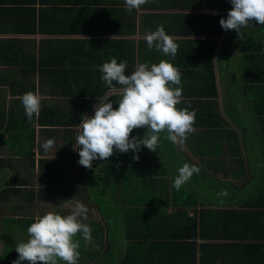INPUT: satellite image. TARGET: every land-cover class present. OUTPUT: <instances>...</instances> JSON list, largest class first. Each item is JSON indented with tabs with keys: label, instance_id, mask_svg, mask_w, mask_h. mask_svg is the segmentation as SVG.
<instances>
[{
	"label": "crops",
	"instance_id": "1",
	"mask_svg": "<svg viewBox=\"0 0 264 264\" xmlns=\"http://www.w3.org/2000/svg\"><path fill=\"white\" fill-rule=\"evenodd\" d=\"M231 8L230 0H149L131 12L126 10L125 0H0V264H12L17 258L15 246L29 238L27 228L37 216L48 212L67 215L76 201L88 208L87 218L82 219L92 236L91 244L86 245L81 234L77 235L78 264H184L181 256L187 248L180 247L183 255L179 256L174 246L164 245L167 240H178L177 236L187 239L182 233L188 229V221L170 219L178 206L194 210V206L173 202V178L184 163L201 169L183 186L190 190L192 186L198 194L196 264H264V143L261 122L250 112V94L264 90V25L253 21L242 29V36L214 27L215 17L224 18ZM95 12L102 17L100 27L93 28L89 15L93 17ZM158 25L179 45L174 59L147 48L144 36ZM177 27L188 29L178 33ZM108 41H113L111 54L125 57L126 74H131L137 63L170 60L182 74L184 102L177 107L196 110V131L183 145L173 144L161 133L155 152L141 146L139 160L133 159L132 150L125 153L126 166L145 178L154 179L152 172L158 168L169 194L168 206L156 205L161 212L149 210L148 201L116 194L114 208L119 219L110 225L107 213L103 216L97 206L98 185L106 176V167L119 166L116 151L107 160H94L86 172L78 163V151L73 150L83 117L77 124H67L83 114L76 103L86 102L81 92L90 90L94 78L101 77L99 67L109 57ZM221 49L229 57H222ZM246 55L256 61L247 84ZM28 91L41 97L39 115L32 120L26 117L20 100ZM112 96L113 105H118V96ZM94 111L93 107L85 114L92 116ZM145 132L144 128L135 129L131 135L142 137ZM47 140L53 144L45 151L42 145ZM73 170L76 175L70 177ZM48 171L61 179L59 185L51 182L50 189L72 191L69 198L38 195ZM87 188L97 190L93 201ZM223 191L228 195H218ZM126 211L135 212V216L129 217ZM154 212L169 214L162 233L153 222ZM201 212L205 213L202 217L210 215L211 226L207 218H200ZM29 219L32 222L26 226ZM238 219L245 221V233L251 229L254 238L217 236L230 235ZM124 224L128 230L147 227L145 240L126 239ZM23 225L25 231L20 230ZM107 225L115 244L108 243ZM203 229L212 236L200 237ZM167 231L171 238L164 236ZM138 239L144 244L132 246L141 253L125 258L126 242ZM205 243L217 244V248Z\"/></svg>",
	"mask_w": 264,
	"mask_h": 264
},
{
	"label": "clouds",
	"instance_id": "2",
	"mask_svg": "<svg viewBox=\"0 0 264 264\" xmlns=\"http://www.w3.org/2000/svg\"><path fill=\"white\" fill-rule=\"evenodd\" d=\"M149 0H125V8L131 12L139 10ZM232 8L227 18L219 23L225 31L234 30L242 36V29L255 21L264 25V0H230ZM216 14V13H214ZM147 48L155 49L164 56L175 58L179 45L168 35L163 25L144 36ZM127 61L118 62L116 57L104 62L100 67L101 81L110 90L109 94L95 102L94 115H84L78 124L73 150L78 151V163L92 168L94 160H107L114 150L127 153L132 150L133 159L139 160L141 146L155 152L160 144L161 133L173 144L183 145L188 136L196 131L194 125L196 110L177 107L184 102L181 86V72L170 60L161 59L158 63H137L131 74H126ZM118 86V87H117ZM118 96V107H113L109 98ZM21 104L28 120L38 116L41 97L25 92ZM146 129L142 137L132 136L135 129ZM53 141L47 140L42 147L48 151ZM200 167L184 163L173 178V187L179 191ZM227 196V191L219 193ZM87 206L76 201L71 212L62 215L48 212L37 216L27 228L28 239L16 244L17 258L12 264H78L80 258L81 234L83 241L91 244V228L83 222L87 218ZM83 218V219H82Z\"/></svg>",
	"mask_w": 264,
	"mask_h": 264
},
{
	"label": "trees",
	"instance_id": "3",
	"mask_svg": "<svg viewBox=\"0 0 264 264\" xmlns=\"http://www.w3.org/2000/svg\"><path fill=\"white\" fill-rule=\"evenodd\" d=\"M97 10H99V9H97ZM94 15H95L96 19L93 18ZM94 15H93V17H92V14L89 15L90 16L89 19L91 21V27H93V28L100 27V24H101L100 18L102 17V14L99 15L97 12H95ZM223 16H224V18H227L226 15H223ZM221 18H222V16H219L218 18L216 16L215 17L216 20L213 23V26L219 27L220 31L222 29L220 26V23H219ZM187 29H188L187 27H184V28L177 27L178 33H183ZM112 43H113V41H108L106 43L107 46H109V48H108L109 57H107V61H109L113 57H116L118 62L126 61L125 57H121L120 53H118V54L114 53V55L111 54V49L113 50ZM220 54L224 58H225V56L229 57V55L226 54V50L221 49ZM188 57H190V56H188ZM177 60H179V58ZM179 61L181 63L185 62L183 60H179ZM244 64H246L245 68H246V72H247V75H245V77H244V80H245L244 82H245V84H247L250 82V75H252V72L254 70L253 67H255L253 65H256V61L254 59H251L249 56H247L244 60ZM248 65H250L249 68H248ZM251 66H253V67H251ZM77 81L78 82L80 81L79 76H78ZM86 86H87V84H86ZM107 90H109V89L101 81L100 78H98V79L94 78L93 86L90 88V90L85 91V93L81 92V94H80V95L84 94V96L87 97L86 102L83 103V105H80L79 102L77 101L76 106L78 107L79 110L81 109L83 111V114L88 113L89 111H91L93 109L94 103L95 102L98 103V99L100 97H102L103 94ZM262 91H264V90H262ZM262 91L260 93H258V95H256L255 93L250 94V96L252 98V101H251L252 111H250V112L254 117L255 116L258 117L260 122H261V125L259 127H260V134L262 136L263 143H264V92H262ZM109 99L113 100L114 98H113V96H111ZM113 107L117 108L118 105H113ZM83 114L75 118L76 123L75 122L70 123L71 121L69 120V122L67 124L79 123ZM114 155L116 156L117 161L120 163L119 166L115 167V165L112 164L111 168L106 167V172H107L106 176H104L101 179V181L99 180V185H98L100 191H99V198H98L97 206H98L99 211L101 212V214L103 216H105V214L107 213L108 217H106V218L109 221L108 225L115 223V221L119 219V213L117 214V212L115 211V208H114L116 205V201L114 200V199H116V197H115L116 194H120L121 196H123L124 194L125 195H132V197H137L138 202L139 201L142 202V200L145 202L148 201V202H150L149 210L155 209L157 207L168 206L169 194H168V191H166V189L162 185V181H161L162 177L159 174H157V173H159L158 168H156L155 171L152 172V174H154V176H155L154 179L145 178L143 176H137L136 175L137 172L130 170L126 166L128 164H125L126 158H127L125 153H120V152L116 151V154H114ZM154 166H158V164L154 163ZM50 174L51 173H49V171H48V175L45 173V178L43 179V185L45 187L43 186L44 188L38 191V195L40 197H45L46 194L53 193L54 195H56V198L59 200H65V199L69 198L72 191L63 190L60 187H56L54 190L50 189V187L48 185L51 182H54L55 185H59V182L61 181V179L59 178V176H57V174H53V173L51 175ZM138 181H140V182L137 185L136 183ZM118 183H120L121 185L119 186ZM131 186L133 189L131 188ZM139 186L141 187L139 189L140 191L135 189V188H139ZM47 187H49V188H47ZM190 188H192V190H190L189 188H184L182 186L179 191L173 190V196H175V198H173V202L176 206H178V204L194 206V210L189 211L185 208L178 206V208L175 210L174 214L170 218L171 221H180V220L188 221L189 227H188V229L185 228L184 233H182L183 235H185L187 237V239H183V236H177L174 238H177L178 240H176V239H174L172 241L167 240L164 243V245L174 246L175 248L173 250L179 256L183 255L182 251L179 249L180 247H184L185 249L186 248L188 249L187 252L183 256H181V260H183L185 262L184 264H196V259H197V256H196V248H197L196 239L198 238V236L196 233V229H197V225H198V218H197V210H196L195 206L197 205L198 194L194 191V190H196L195 188H193L192 186ZM188 190H190V191H188ZM135 191H137V192H135ZM156 205H157V207H156ZM133 210H135V209H133ZM157 210H158V212H161V210L159 208H157ZM126 215H128L129 217H134L135 212L126 211ZM202 215H205V213L202 214V212H201L200 218H205V219L207 218V222L209 224L208 227L211 226L210 215L206 214L207 216H205V217H202ZM152 216L154 217L153 222H154L155 226L159 225L158 231L162 233V228L164 226H166L168 223L169 214L163 216L159 213L154 212ZM17 221L19 222V220H17ZM110 221H112V223ZM27 222H32V219L26 220V226H27ZM108 225H107V230H108L107 236L109 238H107V240H108V243H114V240H113L112 234H111V230L108 227ZM245 225L246 224H245L244 220L240 221L238 219L236 222V225H234L235 226L234 229L238 230L239 232L234 233L233 232L234 226H232L231 227L232 229L230 230L231 231L230 235H228L226 233H218L217 236L218 237H224V238L234 237V236L236 238H245V237L254 238L255 236L252 233L251 229L248 231V233H245L246 229H247V226H245ZM124 227H125L124 230H126V233H125L126 239L129 237H136V238H140V239L145 240L146 236H145V234H143V232H145L147 230V227L142 228L141 229L142 231H140L141 225L137 229H136V227L132 226V228H135L133 230H131V229L128 230L129 227L125 224H124ZM20 230L25 231V226L23 225V227H21ZM201 231L202 232L200 234V237L209 238L210 236H212V234H207L206 232H204V229ZM167 235H168V238H171V232L170 231H167L164 234V236H167ZM213 236H215V235H213ZM217 236H215V237H217ZM140 239H138L134 242H128V241L126 242L128 250H127L126 255L124 256L125 258H128V257L133 258L134 255H139L141 253L142 250H139V249L136 250V248H134L132 246V244H134V245L135 244H144V242L141 241ZM209 245H213L215 248H217L216 247L217 244H206L205 243V246H209ZM201 247H202V245H201ZM201 254L203 255L204 252L201 251Z\"/></svg>",
	"mask_w": 264,
	"mask_h": 264
},
{
	"label": "rangeland",
	"instance_id": "4",
	"mask_svg": "<svg viewBox=\"0 0 264 264\" xmlns=\"http://www.w3.org/2000/svg\"><path fill=\"white\" fill-rule=\"evenodd\" d=\"M86 172H89L88 171V169L87 170H85ZM65 173H68V172H65ZM137 174V176H143V173H139V172H137L136 173ZM76 175V171L75 170H73V171H71L70 172V177H73V176H75ZM131 188H132V186H131ZM141 187L139 186V188H135V189H137V190H139ZM88 189V191L90 192V198H91V200L93 201L94 200V198H95V194L93 193V192H95V191H97L95 188H92V189H90V188H87ZM133 189V188H132ZM134 191V190H133ZM140 191V190H139ZM135 192H137V191H135ZM41 206H43V205H41ZM49 206H50V204H49ZM41 210L42 211H46V210H44V209H42V207H41Z\"/></svg>",
	"mask_w": 264,
	"mask_h": 264
}]
</instances>
